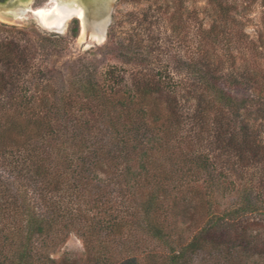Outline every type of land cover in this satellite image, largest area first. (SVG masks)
Instances as JSON below:
<instances>
[{
  "label": "trees",
  "instance_id": "1",
  "mask_svg": "<svg viewBox=\"0 0 264 264\" xmlns=\"http://www.w3.org/2000/svg\"><path fill=\"white\" fill-rule=\"evenodd\" d=\"M206 4L180 71L129 38L133 67L58 86L0 36V264H57L70 232L97 264H264V35L236 64L248 5Z\"/></svg>",
  "mask_w": 264,
  "mask_h": 264
},
{
  "label": "rangeland",
  "instance_id": "2",
  "mask_svg": "<svg viewBox=\"0 0 264 264\" xmlns=\"http://www.w3.org/2000/svg\"><path fill=\"white\" fill-rule=\"evenodd\" d=\"M237 1L247 4L248 10L242 17L236 16L244 23L242 33L247 36L241 47L242 54L234 51L236 64L245 60L253 68L258 63L257 38L264 35V7L262 0ZM56 6L53 0H30L28 8L21 14L18 15L15 9L13 18H0V36L22 39V45L29 44V39L38 42L35 63L52 71L53 82L58 86L67 83L78 71L100 78L109 66L133 67L134 63L128 62L130 50L126 49L129 38L150 45L151 50L162 45L163 51L173 56L168 68L180 71L181 57L196 52L200 23L204 27L209 25L204 12L206 0H113L109 25L106 31H101L100 37L95 38L92 23L88 22L83 30L80 21L74 17L53 26ZM75 26L77 31L73 35ZM41 38L44 42L39 40ZM141 50L134 58L142 57L144 51ZM162 64L166 65L165 62ZM176 76L177 80L181 79V75ZM236 93L238 96L243 94L242 91ZM50 257L57 264H97L74 232L68 233Z\"/></svg>",
  "mask_w": 264,
  "mask_h": 264
},
{
  "label": "bare ground",
  "instance_id": "3",
  "mask_svg": "<svg viewBox=\"0 0 264 264\" xmlns=\"http://www.w3.org/2000/svg\"><path fill=\"white\" fill-rule=\"evenodd\" d=\"M30 1V0H29ZM28 1V2H29ZM57 6L55 15L52 19V25L57 26L59 22H63L70 18H76L82 24V29L87 28V23L90 21L92 23L93 33H96L95 38L102 34L104 29V22L108 10L106 8L107 3L112 0H53ZM18 4L26 6V2H21ZM17 3H9L5 7L0 8V18L5 19L1 12L7 13L11 18H13V11L18 8ZM95 7L96 11L90 14L88 17L84 15L85 7ZM89 12V11H88ZM42 15V12L39 13ZM38 15V13H36ZM47 15V14H46ZM15 18V17H14ZM8 19V18H6ZM102 31V32H101ZM97 37V38H98Z\"/></svg>",
  "mask_w": 264,
  "mask_h": 264
},
{
  "label": "water",
  "instance_id": "4",
  "mask_svg": "<svg viewBox=\"0 0 264 264\" xmlns=\"http://www.w3.org/2000/svg\"><path fill=\"white\" fill-rule=\"evenodd\" d=\"M29 0H0V8H2V7H5L7 4H9V3H17L18 4V2L19 3H21V2H26V6H24V5H21V4H18L17 6H18V8L16 9V10H18V15L19 14H21L25 9H27L28 8V5H29V2H28ZM113 1V0H112ZM112 1H110V2H108L107 3V6H106V8H107V10H108V13H107V15H106V18H105V22H104V29H105V31H106V28H107V26L109 25V13H110V6H111V3H112ZM95 8V7H94ZM93 7H85V10H84V15L86 16V17H88L90 14H92L94 11H96V9H94ZM89 11V12H88ZM1 14H2V16H4V17H6V18H8V19H11V17L7 14V13H4V12H1ZM90 22V21H89ZM104 36H105V33H104Z\"/></svg>",
  "mask_w": 264,
  "mask_h": 264
}]
</instances>
